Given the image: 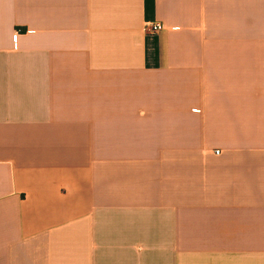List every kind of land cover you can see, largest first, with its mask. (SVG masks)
I'll return each mask as SVG.
<instances>
[{
    "label": "crops",
    "instance_id": "crops-1",
    "mask_svg": "<svg viewBox=\"0 0 264 264\" xmlns=\"http://www.w3.org/2000/svg\"><path fill=\"white\" fill-rule=\"evenodd\" d=\"M0 264H264V0H0Z\"/></svg>",
    "mask_w": 264,
    "mask_h": 264
},
{
    "label": "built area",
    "instance_id": "built-area-1",
    "mask_svg": "<svg viewBox=\"0 0 264 264\" xmlns=\"http://www.w3.org/2000/svg\"><path fill=\"white\" fill-rule=\"evenodd\" d=\"M148 29H149V31L155 33V32L163 30L164 26H162L159 23H153V24L148 25ZM215 153H219V151H215Z\"/></svg>",
    "mask_w": 264,
    "mask_h": 264
}]
</instances>
